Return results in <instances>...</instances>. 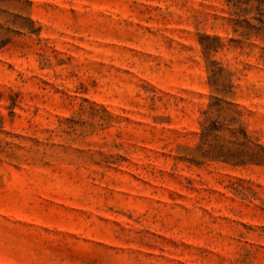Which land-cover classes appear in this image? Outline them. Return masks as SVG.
<instances>
[{
	"label": "rangeland",
	"instance_id": "obj_1",
	"mask_svg": "<svg viewBox=\"0 0 264 264\" xmlns=\"http://www.w3.org/2000/svg\"><path fill=\"white\" fill-rule=\"evenodd\" d=\"M233 12L0 0V264H264V164L181 159L211 61L264 147V25Z\"/></svg>",
	"mask_w": 264,
	"mask_h": 264
},
{
	"label": "trees",
	"instance_id": "obj_2",
	"mask_svg": "<svg viewBox=\"0 0 264 264\" xmlns=\"http://www.w3.org/2000/svg\"><path fill=\"white\" fill-rule=\"evenodd\" d=\"M227 1L234 10L233 15L238 18L243 17L239 23L245 24V28L254 30L255 33L262 31L264 25L263 10L260 9L262 1ZM253 1L258 5L250 6ZM245 12L256 16L257 19H253L260 27L249 26L248 21L245 20ZM241 36L247 37L249 33H242ZM205 40L209 38L205 37ZM213 48L210 45H203L204 54L208 57ZM207 67L213 95L205 110L201 112L198 122V144L195 148L186 150L181 159L196 165L209 161H221L234 166L264 164V147L259 144L258 139L249 135L247 126L242 120L243 114L237 109V105L226 99L227 93H224V86L221 85L224 70L213 61L209 62Z\"/></svg>",
	"mask_w": 264,
	"mask_h": 264
}]
</instances>
